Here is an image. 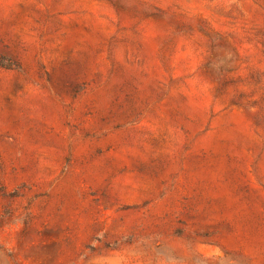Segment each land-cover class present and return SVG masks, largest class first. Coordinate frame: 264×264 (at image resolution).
<instances>
[{
  "label": "rangeland",
  "instance_id": "374dc122",
  "mask_svg": "<svg viewBox=\"0 0 264 264\" xmlns=\"http://www.w3.org/2000/svg\"><path fill=\"white\" fill-rule=\"evenodd\" d=\"M0 264H264V0H0Z\"/></svg>",
  "mask_w": 264,
  "mask_h": 264
},
{
  "label": "trees",
  "instance_id": "16d2710c",
  "mask_svg": "<svg viewBox=\"0 0 264 264\" xmlns=\"http://www.w3.org/2000/svg\"><path fill=\"white\" fill-rule=\"evenodd\" d=\"M0 69L20 71L21 68L18 63L5 57H0Z\"/></svg>",
  "mask_w": 264,
  "mask_h": 264
}]
</instances>
